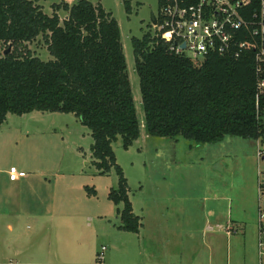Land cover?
I'll use <instances>...</instances> for the list:
<instances>
[{
  "label": "trees",
  "instance_id": "16d2710c",
  "mask_svg": "<svg viewBox=\"0 0 264 264\" xmlns=\"http://www.w3.org/2000/svg\"><path fill=\"white\" fill-rule=\"evenodd\" d=\"M38 0H0V126L7 115L33 111L73 113L91 130L93 164L101 175L115 169L119 229L137 233L128 179L113 142L125 149L140 138L178 137L196 144L226 136L255 139L257 119L254 53L240 58L209 55L202 62L175 54L158 34L132 37L144 122L138 116L118 20L90 0L54 3L46 13ZM132 0H125L128 13ZM67 13L62 19L59 11ZM43 36L52 59L36 56L30 43ZM264 116V97L260 105ZM89 195H96L89 189Z\"/></svg>",
  "mask_w": 264,
  "mask_h": 264
},
{
  "label": "rangeland",
  "instance_id": "374dc122",
  "mask_svg": "<svg viewBox=\"0 0 264 264\" xmlns=\"http://www.w3.org/2000/svg\"><path fill=\"white\" fill-rule=\"evenodd\" d=\"M62 1L72 4L77 0H38L36 3L46 13L52 14V5ZM90 1L102 4L119 22L137 116L143 123L144 107L131 39L141 38L153 30L151 17L158 12L160 0H132L131 13L126 11L125 0ZM59 14L62 19L67 16L62 10ZM30 47L36 56L45 61L53 58L42 35L33 40ZM30 118L35 120H28ZM141 130L140 138L128 149L123 147L120 137L113 142L117 162L128 179L130 197L138 214L143 213L145 208L152 211L154 203L160 199L170 207L173 199L183 202L184 206L187 202L202 215L213 199L219 198L222 204L225 203L227 211L230 210L233 219H243L252 228V217L256 216L259 206H264L258 191V168L264 170V161L258 163L253 139L229 136L222 143L196 144L182 136H150L144 124ZM93 142L91 130L73 113H10L0 126V153L8 167L14 164L31 174L38 172L35 170L38 167L45 166L51 172V175L47 172V177L51 178V189L56 186L58 199L72 196L66 191L67 184L75 190L84 183L85 192L88 193L87 188L95 189L98 204L106 202L110 211L115 212L117 206L108 201L106 193L108 189L117 187L118 175L115 169L105 175L99 173L93 164ZM191 197L197 198V201H190ZM52 224L48 238L51 250L58 252L59 247L66 246L71 238L68 231L58 230L59 225L55 228ZM24 229L26 234L33 232V222L26 221ZM241 234L237 239L232 238L233 252L237 248L235 240L240 241ZM32 238L33 242L40 239L36 236ZM251 242L254 243L253 239ZM51 259L55 260L56 256L52 255ZM17 263L12 260V264Z\"/></svg>",
  "mask_w": 264,
  "mask_h": 264
},
{
  "label": "crops",
  "instance_id": "0c3cea01",
  "mask_svg": "<svg viewBox=\"0 0 264 264\" xmlns=\"http://www.w3.org/2000/svg\"><path fill=\"white\" fill-rule=\"evenodd\" d=\"M11 166L16 165L8 167L0 153V264H12V260L17 264H247L257 261L259 210L252 217L251 228L243 219H233L219 198H214L202 215L187 202L184 206L183 202L173 199L170 207L160 199L152 211L145 208L138 214L132 202L135 214L142 221L140 231L134 233L119 229L117 209L111 212L106 202L98 204L97 194L85 192L84 183L75 190L67 184L66 191L72 196L58 199L56 186L51 189V178L47 177L51 172L45 166L35 169L38 172H27L18 180L10 178ZM190 201L197 198L191 197ZM26 221L34 225L30 234L24 229ZM51 223L55 228L59 225L58 230L68 231L71 238L58 252L51 250L48 238ZM240 232L242 238L235 240L237 248L233 252L232 238L237 239ZM35 236L39 241L33 242ZM105 245L107 253L99 261L100 247ZM52 255L56 256L55 260L51 259Z\"/></svg>",
  "mask_w": 264,
  "mask_h": 264
},
{
  "label": "built area",
  "instance_id": "2783aa9c",
  "mask_svg": "<svg viewBox=\"0 0 264 264\" xmlns=\"http://www.w3.org/2000/svg\"><path fill=\"white\" fill-rule=\"evenodd\" d=\"M156 19V24L152 18ZM153 36L169 43L171 52L202 62L211 54L240 58L254 53L257 119L261 124L256 142L258 163L264 161V116L260 105L264 97V0H160L151 17ZM5 54L0 50V55ZM27 172L10 168V178L18 180ZM259 199L264 200V170L258 169ZM102 246L97 258L105 257ZM226 264H237L228 262ZM264 264V206L259 209L257 261Z\"/></svg>",
  "mask_w": 264,
  "mask_h": 264
},
{
  "label": "water",
  "instance_id": "95a60500",
  "mask_svg": "<svg viewBox=\"0 0 264 264\" xmlns=\"http://www.w3.org/2000/svg\"><path fill=\"white\" fill-rule=\"evenodd\" d=\"M152 21H153L154 24H156V19H155V17L152 18Z\"/></svg>",
  "mask_w": 264,
  "mask_h": 264
}]
</instances>
